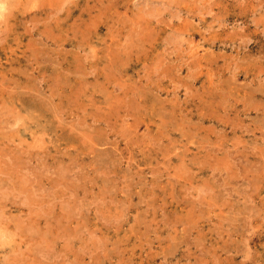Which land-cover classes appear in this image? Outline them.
I'll return each instance as SVG.
<instances>
[{"label": "rangeland", "instance_id": "1", "mask_svg": "<svg viewBox=\"0 0 264 264\" xmlns=\"http://www.w3.org/2000/svg\"><path fill=\"white\" fill-rule=\"evenodd\" d=\"M0 7V264H264V0Z\"/></svg>", "mask_w": 264, "mask_h": 264}, {"label": "bare ground", "instance_id": "2", "mask_svg": "<svg viewBox=\"0 0 264 264\" xmlns=\"http://www.w3.org/2000/svg\"><path fill=\"white\" fill-rule=\"evenodd\" d=\"M1 8V7H0ZM4 9V8H3ZM1 11H3V10H1ZM0 11V12H1ZM2 13V12H1ZM25 87V86H24ZM18 110V109H17ZM10 123H12V122H10ZM15 123V122H14ZM2 127H4V126H2ZM30 132H31V130H30ZM34 132V131H33ZM35 133V132H34ZM34 133H32L33 135H34ZM41 141V140H40ZM40 141H38V142H40ZM224 160V159H223ZM200 164V163H199ZM178 178V177H177ZM216 201V200H215ZM189 210V209H188ZM64 212V211H63ZM192 218V217H191ZM68 222V221H67ZM76 227V226H75ZM64 228V227H63ZM58 232V231H57ZM41 237V236H40ZM44 238V237H43ZM42 244H44V243H42ZM47 244H49V243H47ZM45 256V255H44ZM15 258V257H14ZM47 259V258H46Z\"/></svg>", "mask_w": 264, "mask_h": 264}]
</instances>
